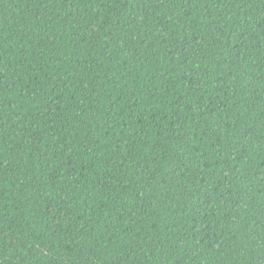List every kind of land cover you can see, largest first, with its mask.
Masks as SVG:
<instances>
[{"label": "trees", "instance_id": "trees-1", "mask_svg": "<svg viewBox=\"0 0 264 264\" xmlns=\"http://www.w3.org/2000/svg\"><path fill=\"white\" fill-rule=\"evenodd\" d=\"M0 264H264V0H0Z\"/></svg>", "mask_w": 264, "mask_h": 264}]
</instances>
